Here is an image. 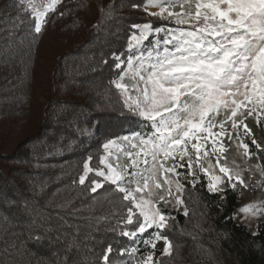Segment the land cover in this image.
I'll list each match as a JSON object with an SVG mask.
<instances>
[{
    "label": "trees",
    "instance_id": "1",
    "mask_svg": "<svg viewBox=\"0 0 264 264\" xmlns=\"http://www.w3.org/2000/svg\"><path fill=\"white\" fill-rule=\"evenodd\" d=\"M144 2L63 0L37 35L28 31L27 13L19 14L23 24L15 19L14 0H0V264H103L108 245L109 264H134L151 250L139 237L119 234L117 220L128 203L122 194L92 193L94 173L78 183L88 156L90 166L101 168L103 143L141 128L109 81L116 74L112 54L126 55L131 25L167 23L148 16L157 8L133 7ZM244 142L258 151L249 138ZM258 162L264 166V159ZM180 179L184 205L163 209L175 220L164 230L172 255L161 264H264V222L253 234L233 218L238 190L209 192L202 174L194 188L191 177ZM132 246L140 249L135 256L118 255ZM163 247L158 241L157 256Z\"/></svg>",
    "mask_w": 264,
    "mask_h": 264
},
{
    "label": "snow or ice",
    "instance_id": "2",
    "mask_svg": "<svg viewBox=\"0 0 264 264\" xmlns=\"http://www.w3.org/2000/svg\"><path fill=\"white\" fill-rule=\"evenodd\" d=\"M62 3L14 0L9 7L17 13L19 24L24 23L19 14L27 13L28 31L38 35L48 14ZM133 7L157 8L148 16L167 22L155 27L152 20L131 25L134 31L128 37L126 55L112 54L116 74L109 83L117 90L121 108L141 128L103 143V168L90 166L88 156L78 183L84 185L94 173L88 182L92 193L104 189L122 194L121 201L128 203L117 220L119 234L134 241L139 237L145 249H151L134 264H161V257L172 255L173 244L164 230L175 217L160 205H184L186 185L181 176L191 177L188 182L194 188L202 174L209 192H223L220 185L225 180L233 190L237 185L247 188L242 171L249 169L242 170L235 159L234 166H229L225 137L235 144L234 156L245 163L253 155L258 161L264 159V147L245 123L252 117L259 125L264 117V0H145ZM112 11L109 7L105 19ZM58 15L63 17L65 11ZM245 138L257 152L249 151ZM254 167L264 176V166L256 163ZM178 168H186V173ZM262 205L249 203L239 211L245 219L258 218L264 214ZM183 214L188 215L186 207ZM149 230L151 238L145 239L143 234ZM161 240L164 247L157 256ZM112 252L108 245L103 264H109ZM138 252L132 246L120 248L118 255L133 257ZM111 264L125 262L113 259Z\"/></svg>",
    "mask_w": 264,
    "mask_h": 264
},
{
    "label": "rangeland",
    "instance_id": "3",
    "mask_svg": "<svg viewBox=\"0 0 264 264\" xmlns=\"http://www.w3.org/2000/svg\"><path fill=\"white\" fill-rule=\"evenodd\" d=\"M125 83H129V81ZM245 123L248 124L249 128H251L253 137L259 144H261L262 147H264V117L261 118V122L259 125L256 124L254 118L252 117H249L245 121ZM233 136L235 137V133H233ZM225 145L226 147H228V151L225 153V156H227L228 158L229 166H234L232 164V161L233 159H235V163L239 165L242 170L245 168L249 169L248 171H242L243 178L248 184L247 188H243L240 185H237L236 189L239 192L241 204L233 215L236 221L247 227V229L251 233L255 234L257 232V225L264 222V214L260 215L258 218L249 217L248 219H245L244 214L239 210L241 207L249 203L261 204V202H264V176H261L260 172L254 167L256 163H259L257 159H249L247 160V163H245L244 159L239 155L234 156L237 151L235 144L228 142L226 137ZM213 163H215L214 158ZM101 168H103L102 164ZM220 187H222L223 189L230 188L227 180H225V183L220 185ZM160 207L162 209L178 210L181 206L172 207L171 205H169L167 208H165L163 204H161Z\"/></svg>",
    "mask_w": 264,
    "mask_h": 264
}]
</instances>
